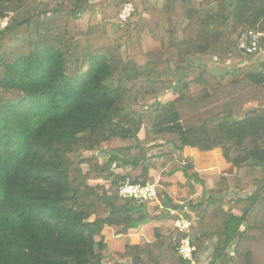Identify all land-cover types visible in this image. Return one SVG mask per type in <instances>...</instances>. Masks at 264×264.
Returning a JSON list of instances; mask_svg holds the SVG:
<instances>
[{
    "label": "trees",
    "instance_id": "1",
    "mask_svg": "<svg viewBox=\"0 0 264 264\" xmlns=\"http://www.w3.org/2000/svg\"><path fill=\"white\" fill-rule=\"evenodd\" d=\"M7 17L0 264H101L105 227L127 236L154 218L121 182L145 184L154 161L192 177L185 147L220 148L236 173L211 176L188 233L155 227L112 264H191L186 236L195 264H264V0H0ZM248 29L262 37L245 55Z\"/></svg>",
    "mask_w": 264,
    "mask_h": 264
},
{
    "label": "crops",
    "instance_id": "2",
    "mask_svg": "<svg viewBox=\"0 0 264 264\" xmlns=\"http://www.w3.org/2000/svg\"><path fill=\"white\" fill-rule=\"evenodd\" d=\"M157 6H161L164 0H149ZM172 98V93H167V99ZM144 132L140 131L139 138L142 139ZM183 155L190 157L195 171L192 177L186 178L181 171H177L170 176L162 177L158 173L157 163L154 161L148 165L149 181H154L157 184L156 200L147 202L150 212L153 217L151 220L143 224L139 228L129 229L128 235L123 236L115 234L113 227H105L102 231L107 249L110 250L111 245L116 247V252H123L125 245L136 244L145 239L152 241L154 239V228L159 227L162 232L168 233L174 228V219L171 218L170 210L181 211L182 205H187L190 208V214L194 220L196 211L191 206L198 203L203 197H206L213 187L211 176L213 174H234L236 168L230 163H227L222 156L220 148L212 150L200 151L194 147H185ZM169 196L172 200V205L179 208H172L170 205H165V196ZM162 205V208L158 206ZM159 207L160 210L156 211ZM162 215V216H161ZM159 216V217H158ZM207 246L206 250L209 251ZM200 264H206L207 258H200Z\"/></svg>",
    "mask_w": 264,
    "mask_h": 264
},
{
    "label": "built area",
    "instance_id": "3",
    "mask_svg": "<svg viewBox=\"0 0 264 264\" xmlns=\"http://www.w3.org/2000/svg\"><path fill=\"white\" fill-rule=\"evenodd\" d=\"M134 12V6L131 2H123L119 6V12L117 17L118 24L122 25L126 22ZM262 33L248 29L244 31L238 39V47L240 51L245 54H253L260 49ZM119 194L124 198H134L140 201L151 202L156 200L157 197V184L154 181H147L145 184H139L132 182L130 178H125L119 186ZM158 206L162 208V205L158 203ZM171 215H177L174 219V227L179 231L188 233L193 223V219L190 214V208L187 205H182L181 211L170 210ZM195 246L191 244L188 236L180 240L178 246V252L181 257L189 261L191 264H195L193 259V253Z\"/></svg>",
    "mask_w": 264,
    "mask_h": 264
},
{
    "label": "rangeland",
    "instance_id": "4",
    "mask_svg": "<svg viewBox=\"0 0 264 264\" xmlns=\"http://www.w3.org/2000/svg\"><path fill=\"white\" fill-rule=\"evenodd\" d=\"M8 17L5 19H0V30H2L4 28V26L7 24L8 22ZM167 94H165L163 96V101H167ZM101 159H105L106 158V154L104 152H99L98 153ZM152 204V202H151ZM115 249H117L116 247L112 246L110 247V250H108L107 248L103 251L104 254V258L101 262V264H112L114 261H118L119 258L117 257V252L115 251ZM125 249V248H124Z\"/></svg>",
    "mask_w": 264,
    "mask_h": 264
}]
</instances>
